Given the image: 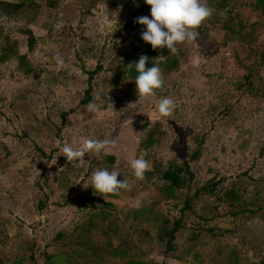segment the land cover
<instances>
[{
	"label": "rangeland",
	"instance_id": "1",
	"mask_svg": "<svg viewBox=\"0 0 264 264\" xmlns=\"http://www.w3.org/2000/svg\"><path fill=\"white\" fill-rule=\"evenodd\" d=\"M206 2L213 14L197 29V40L177 45L176 55L157 49L150 59L165 83L146 98L138 97L122 66L145 26L119 30L117 20L125 16L120 0H58L56 9L43 7L36 17L26 10L22 22L0 18L2 35L17 40L32 72L23 75L24 67L20 71L14 59L0 65V264H95L79 251L84 239L78 234L93 214L98 226L92 239L104 236L109 222L129 232L128 253L103 251L100 264H261L264 64L248 42L264 48V9L256 8V0ZM33 18L45 22L30 26ZM225 26L244 31L227 34ZM30 29L45 37L36 38L40 44L32 53L21 33ZM214 42L220 44L218 52L207 56L203 50ZM57 54L62 67L53 59ZM167 61L174 62L169 72ZM97 67L89 80L88 72ZM87 97L97 110L81 103ZM162 97L175 101L170 117L156 112ZM84 139L115 144L107 153H86V164L73 166L57 143L78 148ZM194 151L200 156L189 162L194 175L189 188L167 195L159 171L170 162L189 161ZM133 157L150 163L143 180L133 174ZM100 168L118 171L117 179H126L130 190L96 192L90 177ZM208 182L213 189L191 198ZM233 191L240 198L230 204ZM186 199L193 200L182 211ZM99 200L111 204L104 207L105 220L97 213L103 207ZM258 207L254 215H234ZM178 219L174 248L166 251L160 232ZM109 240L111 247L120 243Z\"/></svg>",
	"mask_w": 264,
	"mask_h": 264
},
{
	"label": "trees",
	"instance_id": "2",
	"mask_svg": "<svg viewBox=\"0 0 264 264\" xmlns=\"http://www.w3.org/2000/svg\"><path fill=\"white\" fill-rule=\"evenodd\" d=\"M120 4H121V7L123 8V14L125 13V16L117 20V24H116L117 27H119V30L121 29L125 31L135 29L139 24L134 23V21L136 20L137 17L146 16L148 6L144 3V0H120ZM57 5H58V0H17V3H9V2L0 1V14L2 15V19H3L2 22H6L4 21V19L5 20L14 19V20H18L22 22L24 17H21V16L25 13L26 10L27 11L31 10L35 14V17H36L37 15H40L41 11L43 10V7H45L46 10L51 12L50 10L56 9L58 7ZM255 5H256V8L258 9H264V0H256ZM224 7H225V1H223V3L219 4L218 6L219 9H223ZM57 11L58 9L56 10V12ZM31 20H33V22L31 21L32 25L30 26L37 25L34 18ZM2 22L0 25H3ZM43 22H45V20H43L42 23ZM224 29L226 30L227 34H235L238 31L240 32L244 31L243 26H239V30L237 31L234 30L233 26H225ZM21 33H23L24 36L26 37L27 50L29 51V53L30 52L32 53L33 46L35 45L37 39L34 38V35L31 29L24 30ZM39 37H40L39 39H42L41 37L43 36H39ZM248 43H249L248 48L249 50H251V53H255L259 57L260 64H264V48L260 49L257 46L252 48L251 43L250 42ZM18 44L19 43L17 42V40H11L8 37V34L4 36V42L0 44L1 52H2L1 57H0V63H3L5 61H11L13 59L18 60L19 61L18 69H20L21 71L22 68L24 67V70L22 71L23 75L25 76L30 75L32 72L30 71L31 67H30V64H28L27 56L25 54L24 55L17 54ZM219 47H220L219 42L218 43L214 42L211 45V47H207L206 48L207 50H203V51H205V54L207 56L211 57V56H214L218 52ZM156 51L157 49L153 50L151 45L144 42L140 36L136 40V45L132 49L131 53L126 57L129 60L127 61L126 58L123 60L122 66H125V70L123 71V74H126L129 78H131L134 81L137 75L136 71L134 70V68L133 70L129 71L126 66L129 63L138 61L141 55H146L147 57H149L146 67H151V65H149V61L150 59L154 57ZM136 52H139V54L135 55ZM11 55H14V57H10ZM165 64H166V69L168 72L171 71L174 67V62H170L169 64V61H167L165 62ZM97 69H100V67H97L92 72H88L89 80L92 78L94 74H96ZM86 93H88V90L86 91ZM89 99H90L89 97L84 98L82 99L81 103L88 104L90 102ZM148 145H151L150 141ZM145 148L147 149L148 146H145ZM199 156H200V153L198 151H194L192 152L189 158V161H183L181 165H178L175 162H170L167 169H163L159 171V174L161 176L160 180L163 181V186L161 189L167 195H172L175 190L184 188L186 187L187 184H188L187 187L189 188L190 183L194 178L189 162L197 160ZM211 185L212 183L210 182L203 185L201 188H199L194 193V195L191 198L195 199L200 193L213 189ZM230 193L232 194V200L230 204H232L233 202H236L240 198V195L238 194L237 191H233ZM193 199L185 200V206L184 208H182V211H185L186 209H188L190 205V201ZM260 200H261L260 198H257L254 203ZM98 203H101L103 207H102V210H100L97 213L98 214L103 213L102 217H103V220H105L108 216V213L105 211L104 207H111V204L104 203L101 200H99ZM260 209L261 207H258L256 211L240 209L238 210V212L234 213V215H237L238 213H249L250 215H254ZM137 215H139L138 212L136 211L132 212L133 219L138 218ZM96 217H98L97 214H93L92 217L90 218L91 222L85 225L87 222L85 221L79 227L80 231L78 234L82 237V239H84V243L80 246L79 251H81L83 254L88 256L90 260L92 258L93 260L91 261L95 264H100L101 261L104 260V258L101 256V253L103 251L110 250V253L112 252L111 253L112 256L118 255L120 257L128 253V251L130 250V242H129L130 240L128 241V238H127L129 232H127L125 228H117L111 222H109L106 225V228H103L104 236H101V238L97 237L96 239L91 238V232L95 230L98 226L94 222V219H96ZM180 225H181V219H178L173 223V226L171 229L161 230L159 239L166 240V246H167L166 251L173 250L174 246L172 244V240L174 239V234L180 230L181 228ZM135 230L136 229H132V231H135ZM111 237L119 239L120 243L116 245L115 247H111V243H110L111 240H109V238ZM261 264H264V260L261 261Z\"/></svg>",
	"mask_w": 264,
	"mask_h": 264
},
{
	"label": "clouds",
	"instance_id": "3",
	"mask_svg": "<svg viewBox=\"0 0 264 264\" xmlns=\"http://www.w3.org/2000/svg\"><path fill=\"white\" fill-rule=\"evenodd\" d=\"M150 6V17H137L134 23L145 26L141 33V39L150 44L153 50L167 48L172 55L178 54L177 45L191 43L197 40L199 32L197 29L202 23L210 18L213 9L207 5L206 0H144ZM104 23L108 24V17L105 15ZM164 56H160L161 58ZM56 65H64L63 58L57 54L53 57ZM149 57L141 55L138 61L129 63L126 67L129 71H136L134 79L136 92L139 98L153 96L155 90L161 89L165 83L161 68L158 64L146 67ZM99 96L94 100H99ZM176 104L170 97L159 98L155 109L160 117H170ZM89 111L97 110V105L90 102L87 105ZM115 141L110 139H84L81 146L73 148L71 145L57 143L63 156L73 166L82 167L86 164L84 159L86 153H107ZM130 167L136 179L143 180L145 172L150 169V163L143 157H133L129 161ZM120 173L115 169L109 171L107 168H100L93 172L90 177V186L98 193L119 194L121 190H130L131 185L126 179L118 180Z\"/></svg>",
	"mask_w": 264,
	"mask_h": 264
},
{
	"label": "crops",
	"instance_id": "4",
	"mask_svg": "<svg viewBox=\"0 0 264 264\" xmlns=\"http://www.w3.org/2000/svg\"><path fill=\"white\" fill-rule=\"evenodd\" d=\"M0 1H3V2H9V3H17V0H0ZM2 17V15L0 14V18ZM2 19V18H1ZM36 21V24L37 25H39V23L41 24V22H40V19L39 18H37V20H35ZM34 27V26H33ZM36 27H38V26H36ZM40 28V27H39ZM33 35L35 36V38H40L39 37V35L37 36V35H35V33L33 32ZM40 36H43V35H40ZM42 38H45L44 36L42 37ZM4 42V36L2 35V33L0 32V44H2ZM37 43H35V45L33 46V50L32 51H34V47L35 46H37L38 44H40V42L37 40L36 41ZM18 47L17 48H19V44L17 45ZM1 47H0V57H1ZM17 54L18 55H24L25 54V52L23 53V52H21V50L20 49H18V52H17ZM10 57H14V55H11ZM6 63H8V61H5V62H3V63H0V65H6Z\"/></svg>",
	"mask_w": 264,
	"mask_h": 264
}]
</instances>
